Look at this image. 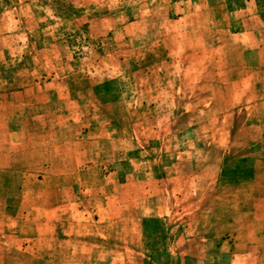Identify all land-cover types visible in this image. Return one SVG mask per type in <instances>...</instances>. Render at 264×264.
I'll use <instances>...</instances> for the list:
<instances>
[{"label": "rangeland", "instance_id": "obj_1", "mask_svg": "<svg viewBox=\"0 0 264 264\" xmlns=\"http://www.w3.org/2000/svg\"><path fill=\"white\" fill-rule=\"evenodd\" d=\"M0 264H264V0H0Z\"/></svg>", "mask_w": 264, "mask_h": 264}]
</instances>
